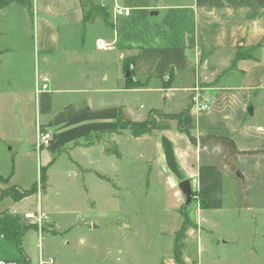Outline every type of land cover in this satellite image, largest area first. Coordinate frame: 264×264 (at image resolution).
I'll use <instances>...</instances> for the list:
<instances>
[{"label":"crops","instance_id":"1","mask_svg":"<svg viewBox=\"0 0 264 264\" xmlns=\"http://www.w3.org/2000/svg\"><path fill=\"white\" fill-rule=\"evenodd\" d=\"M29 1L30 11L19 4L0 11V176L28 191L42 171L49 179L62 156L100 172L93 155L104 158L102 147L75 144L116 125L143 129L157 164L170 175L185 173L193 204H205L196 221L205 231L201 212L222 210L223 173L233 180L237 170L227 163L244 157L199 140L224 137L239 152H264V0ZM116 4L129 16H116ZM91 5L105 19L90 15ZM129 77L146 87L128 89ZM197 94L207 110L192 103ZM136 98L147 100L139 110ZM42 131L52 136L48 147H38ZM28 199L0 198V260L55 264L56 225L47 218L40 229L30 225L24 216L41 210ZM195 231L180 225L164 264H195L187 245ZM44 232L51 241L42 248Z\"/></svg>","mask_w":264,"mask_h":264},{"label":"rangeland","instance_id":"2","mask_svg":"<svg viewBox=\"0 0 264 264\" xmlns=\"http://www.w3.org/2000/svg\"><path fill=\"white\" fill-rule=\"evenodd\" d=\"M140 100L147 101L136 98L137 110ZM136 134L131 138L125 126L116 125L75 144L83 149L102 147L104 158L93 155L100 172L78 164L74 168L62 156L44 185L20 191L7 181L0 183V191L23 197L16 202L29 198L32 210L38 203L47 221L54 222L55 264H164L184 219L196 229L187 244L188 249L193 245L195 264H264V156L244 157L234 165L235 157H229L228 167L234 172L236 166L242 177L235 172L231 180L223 173V208L201 212L207 222L205 231H198L201 205L191 202L183 208L177 186L185 173L168 174L156 162L157 148L149 143L147 131ZM49 241L50 235L41 234L42 248Z\"/></svg>","mask_w":264,"mask_h":264},{"label":"trees","instance_id":"3","mask_svg":"<svg viewBox=\"0 0 264 264\" xmlns=\"http://www.w3.org/2000/svg\"><path fill=\"white\" fill-rule=\"evenodd\" d=\"M85 1H86V3L89 2L88 0H85ZM12 4L22 5L28 11H30V8H31V4H30L29 0H0V11L5 9V8H7V7H9ZM88 13H90V15L91 14H99L103 19H105V16L101 13V11L98 8H96V7L92 6V5L90 6V10H89ZM90 15L88 14L87 18H85V21L89 20ZM128 80H129V82L127 83V88L128 89H142V88L146 87V83H142L140 81H133L131 77H129ZM170 81H171V76L168 78V82H167L168 86L170 85ZM129 129H130L132 135L134 137H136L137 136L136 133L138 132V129L135 128V127H129ZM185 134L188 137L189 142L191 144H195V139L192 138L188 132H185ZM199 141H200V143H205L207 141H212V142L220 144L221 146L226 148L229 157H231V156L250 157V156H256V155H263L264 156V152L263 151L239 152V151H237L234 143L231 140H229L228 138H224V137L208 136V137H205V138H201ZM5 181H7V180L3 179L0 176V183L5 182ZM46 181L47 180H46L45 172L42 171L41 172V176H40V183H42L44 185L46 183ZM5 197L11 198L14 202H16L19 199L23 198L22 196L17 198V194H15L14 192L9 191V190L0 191V198H5ZM193 201H194V199L192 198L191 202H193ZM200 205H201V209H205L206 208L204 203H200ZM182 225L183 226H189V222L186 219H184ZM10 238L16 243L17 248L20 251L21 247H20V237H19V235L10 236Z\"/></svg>","mask_w":264,"mask_h":264},{"label":"built area","instance_id":"4","mask_svg":"<svg viewBox=\"0 0 264 264\" xmlns=\"http://www.w3.org/2000/svg\"><path fill=\"white\" fill-rule=\"evenodd\" d=\"M114 13L116 16L119 17H128L130 12L126 9H124L123 7L119 6L118 4H116L114 6ZM99 48H108L107 45H103L102 43L98 44ZM41 82L43 83L41 88L42 90L46 89V83H47V79L46 78H42ZM192 103L194 105H197L199 107L200 110H207L208 106L207 104L202 103L201 101V97L199 94L195 95L192 98ZM52 140V136L50 133L45 132V133H39L38 135V147H48L50 142ZM24 219L32 226H36L39 229L42 227L43 222L46 220L45 215L38 211L37 213H28L24 216ZM49 263H52V260L49 261ZM0 264H18L14 261H4V260H0ZM40 264H43V262L41 261Z\"/></svg>","mask_w":264,"mask_h":264},{"label":"water","instance_id":"5","mask_svg":"<svg viewBox=\"0 0 264 264\" xmlns=\"http://www.w3.org/2000/svg\"><path fill=\"white\" fill-rule=\"evenodd\" d=\"M236 177L241 178V174L236 172ZM178 189L181 192L182 196L184 197L183 208L189 206L191 204V200L193 198V192L190 187L189 180H183L178 184Z\"/></svg>","mask_w":264,"mask_h":264}]
</instances>
